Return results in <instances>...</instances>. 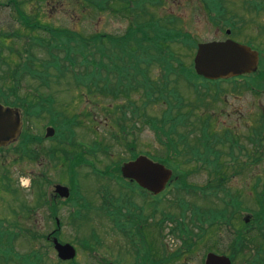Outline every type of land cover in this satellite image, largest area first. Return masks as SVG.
Instances as JSON below:
<instances>
[{
	"label": "rangeland",
	"instance_id": "374dc122",
	"mask_svg": "<svg viewBox=\"0 0 264 264\" xmlns=\"http://www.w3.org/2000/svg\"><path fill=\"white\" fill-rule=\"evenodd\" d=\"M8 1L0 0V38L5 39L7 41L6 46L11 47V50H16V53L5 51L2 55L6 62L9 56L15 55L14 58L19 62L22 59L21 55H24L26 51L27 37L37 34L28 32L19 23L17 12L10 4L7 5ZM81 1L17 0L21 4L18 7L22 11L31 17L36 15L35 21H40L43 25L77 31L88 38L98 34L114 37L125 35L131 18H128L127 11L122 10L123 5L112 3L110 10H97L87 3L81 4ZM203 1L162 0L161 4L163 5L154 9L157 19L160 17L165 20L168 17L178 18L182 21L181 29L189 33L196 41L192 50L178 48L179 53L183 55L182 61L185 62V66L192 68L198 43L224 42L226 39H231L241 44H246L250 40L255 44L264 46V38L261 32L262 29L264 31V14L256 15L246 12L248 8H246L245 2L249 0H220L226 8L228 7L240 18H236V20L239 19L236 21L239 23V30L237 28L234 34L231 33L230 28H220L211 23L215 18L207 12ZM223 20L221 18L215 19V21ZM226 31H230L229 37L226 36ZM20 53L21 55H19ZM1 73L2 70H0V75ZM151 77H156L154 80L158 81L159 70H153ZM179 80L181 81L176 84L177 82L172 79L167 86L169 91L180 94L183 98L182 105L179 101L177 103L179 106H183L181 109L183 116L187 115L183 123L178 124L176 135L179 134L184 137V145L195 147L197 139L201 137L200 126L207 125L205 122L202 123L201 119L205 120L206 117L210 116V132L208 131V134L211 137L216 135L218 141H221L222 147H218V151L221 153L220 161L226 164L225 167L231 166L233 150L234 157L239 159V162L237 160L235 163L247 166L241 174L236 176L231 175V171L227 170L228 179L224 185L226 189H229L232 196H238L242 206L248 210H240L230 222L226 220L222 223H216L212 227L204 225V232L198 231L197 222L191 215L192 208L198 207L200 211L205 212L207 206L213 208L209 205L218 206L220 198L227 202L229 199L226 196L227 193L218 191L219 189H212L210 190L211 194L207 193V195L202 193L196 195L193 193L194 191H185L189 185L193 186L196 191H200L207 187L209 181L205 169L207 166L202 164L198 157L194 158L191 154L187 155L188 149H185L182 155H187L191 160L187 162L189 158L181 157L182 174H186V177L183 179L180 176H175L174 182H178L179 185L172 183L160 197L150 195L143 197L142 191L138 189L132 192L126 185L118 187L115 178H120V176L113 173V169L119 161L129 160L133 154H148V158L155 162L157 159L166 156L164 144L167 141L159 130L150 123L151 118L158 119L161 117L167 108L166 100L159 99L157 100L159 102H153L143 110L142 108L139 109L137 114L133 116L132 111L128 113V110L133 104H140V92L121 95V98L117 100L109 95H97L95 98L97 103L95 104L93 101L83 98L82 95L85 94V91L75 88L70 76H66L59 85H54L51 90H45V94L53 96L56 102L68 104L69 107L66 112V106L60 110H64V113L70 117H78L73 118L78 123L73 127L71 139L63 140L57 138V135L51 140L46 138V129L51 127L49 125L51 122L47 115H42L41 117L29 118L26 122L23 119V133L37 138L34 143H30L26 153H20V150L15 148L19 141L21 144L25 140L23 135L9 150L0 152V179L5 174L9 179L7 182L6 180L3 181L5 182L3 183L4 188L0 181V219L6 220L4 225H7V229L18 234L14 244L16 252L22 254L27 252L29 248L25 240L22 239L25 237V232L20 235L19 230H33L39 235H46L56 229L55 222L50 219L48 210L53 201V189L55 186L62 185L68 187L70 178H75L82 197L87 199L92 207L99 206L105 192L108 195L116 196L123 189L122 193L131 195L129 202L132 207H135L133 210L145 217L142 228L145 239L140 237V242H143L144 245L139 242L136 245L137 248L139 246L144 250V257L151 256L157 260L161 259V261L164 259L166 264H203L204 257L208 252H213L214 255L218 256L227 255L226 257H228L232 249L239 250V253H236L232 259L233 264H251L247 255L253 257V260L264 257V255L256 252L259 243L264 246L262 243L264 242V233H252L261 226L255 222L254 217L260 211L255 196L259 195L262 189L261 181L264 180V158L261 159V153L264 154V133L261 132V128L264 126L262 125L264 120V89L257 88L250 91L249 88L245 89L242 81H238L234 85L231 83L219 85L216 89L219 94L215 89H212L213 86L207 85L208 88H211L209 91L200 88L194 91L186 81ZM194 82L205 84L204 80L197 78L194 79ZM28 85L32 86L31 83H21L22 94L24 93L23 87H29ZM254 85H257V82ZM4 86L11 89L15 87L14 83L10 82V78ZM55 89H59V91L54 92ZM164 90L165 88H162L160 91ZM200 90L201 93L207 94L205 100L203 98H201L202 101L197 100L199 98L196 94H199ZM214 98L216 99L213 100ZM169 101L176 102L173 94ZM120 106L124 107L126 124L122 123L123 116L118 113L117 108ZM116 109L117 113L113 114ZM121 126H125V128L122 129ZM161 127L164 132H169L167 125ZM112 131H114V135L118 134L113 141L109 138ZM226 132L230 137L223 136ZM94 143L103 144L110 148L107 155L98 154L93 161L96 170L107 171L106 173H109L112 178H104L105 180H103L98 178L97 174L93 175L95 172L94 164L90 167L87 165V167L74 168L73 172L70 170V165L75 156L83 155L86 153L85 150H91ZM210 143L216 146L219 144L213 140ZM231 145H236V148L230 149ZM239 147L244 148L249 153L252 152L253 148H257L260 161H247L243 157L235 156ZM108 167H111V170L108 171ZM234 167V169L239 168ZM256 179H259L260 182H255ZM37 183H41L42 191L45 192L44 206L42 200L40 202L35 193L34 187ZM6 185H9L8 189L5 188ZM212 193H216L217 197L215 198ZM236 205L238 204L236 203ZM24 207L29 210V212L26 211L29 215L24 213ZM59 208L58 240L79 249L77 264H110L114 262V259H117L120 264H137L133 262V251L121 237L113 234L110 223L101 218V213L91 212L81 223H78L80 225L73 226L69 216L71 206H59ZM182 211H185L184 215H182ZM165 216L174 217L178 220L177 222L170 221ZM180 221H183L185 226L193 230L192 236L180 237L171 233L173 229L178 230ZM92 230L99 237V243L101 242L97 252L95 249L92 252L79 246L85 239H90ZM238 232L247 233L243 244L236 243ZM94 242L97 243V241ZM42 244L47 247L49 259L55 262L57 257L54 250L46 242L42 241ZM176 251L180 253L181 257L166 262L165 257ZM9 256L10 262L7 264H13L16 254L10 252ZM0 264L5 263L0 261Z\"/></svg>",
	"mask_w": 264,
	"mask_h": 264
},
{
	"label": "trees",
	"instance_id": "16d2710c",
	"mask_svg": "<svg viewBox=\"0 0 264 264\" xmlns=\"http://www.w3.org/2000/svg\"><path fill=\"white\" fill-rule=\"evenodd\" d=\"M203 2L210 15H213L215 19H224L223 21H215L214 19V21H211L212 24L220 28H230L232 34H234L237 28L239 30V23L236 21L240 18L234 12H231L228 7L226 8L220 0H204ZM83 3H87L97 10H110L112 3L123 5L122 10L127 11L128 18H131L129 19V28L125 35L114 37L98 34L88 38L77 31L43 25L40 21H35L36 15L31 17L22 11L18 7L21 4L17 0L8 1L7 5L10 4L15 12H17L20 20L19 23L28 32H34L37 35H29L27 37V41L25 42L26 51L24 55L19 54L22 57L19 62L14 58L15 55L9 56L6 62L2 53L11 51L15 54L16 50H11V47L6 46L7 41L0 38V70H2L0 75V103L4 106L19 108L23 113L25 121H28L29 118L48 115L58 135H62L63 139L66 140L67 133L73 132L75 122L64 113V110L61 111L60 109L66 106V112L69 105L56 102L53 96L45 94V90H51L54 85H59L60 81L66 76H70L75 88L85 91V94L82 95L83 98L85 97L95 104L97 103L95 102L97 95H109L114 100H117L121 98V95H127L136 91L140 92V104H133L128 110V113L132 111L133 116L137 114L136 110L141 108L143 110L146 105L152 104L159 99L166 100L165 104L168 106V110L164 112V117L162 119H150L152 126L160 131L163 130L161 126H165V124L170 125L171 123L168 128L169 133L167 132L163 135L167 142L164 144L166 156L160 159L161 163L173 171L174 177L180 176L184 179L186 174H182L183 164L181 163V157L189 158L187 155L190 154L194 158L198 157L199 161L207 166L205 169L209 175L211 174L210 180L207 183V187L200 191H196L190 185L185 191H194L193 193H196V195L201 193L207 195V193L211 194L210 190L219 189L218 191L227 193L226 196L229 200L227 202L225 199L220 198L218 206L214 204L209 205L213 208L207 206L205 212L200 211L198 207L192 208L191 215H193L197 222V229L199 232H204V225L212 227L214 224L222 223L226 220L230 222L237 212H239L241 204L236 205L238 197L232 196L229 189L225 188L224 184L228 179L227 170L231 171L230 174L239 175L247 166L241 165L237 168L236 172L234 169L235 165L225 167L226 164L220 161L221 153L218 151V147H222L221 141H218V138L215 137L216 135H212L213 137H211L207 133L208 127L206 125L200 128L201 137L197 139L195 147L184 145V137L179 134L176 135V125L182 124L187 115L183 116L181 113L183 106L181 107L177 103L179 101L180 105H182L183 98H181L180 94L168 90L167 86H169V82L174 79L177 82L176 84H178L181 81L179 79H183L190 83V87L194 91H197L198 88L207 91L204 84L199 85L193 82V79L197 77L190 66L184 65L185 62L182 61L183 55L178 51V48L192 50L195 47L196 41L189 33L181 29L182 21L178 18L167 17L165 20L160 17L156 18L157 15H155L154 9L163 5L161 4L162 0H82L81 4ZM245 4L246 8H248L246 12L256 15L264 14V0H249ZM224 15H226L225 18ZM236 18L239 19L236 20ZM261 32L264 38L263 29ZM247 42L248 45H254L260 53L259 71L254 76L244 77L239 80L243 81L245 89H264V46L255 44L250 40ZM155 69L159 70L160 77L158 81L154 80L156 77H151V72ZM9 78L10 82L15 85L12 89L4 86ZM239 80H231L228 83L234 85ZM22 82L32 84V86L23 87V94L21 92ZM256 82L257 85H254ZM33 83L36 84L33 85ZM162 88H165V90L160 91ZM55 91H59V89H55ZM164 93H167V95H164ZM172 94L176 98L175 105L169 101ZM196 95L199 98L197 100L202 101L201 98L205 100L206 93H201V90ZM123 108V106H120L117 109L124 119L126 113ZM117 109L113 114L117 113ZM174 109H176L177 118L172 114ZM262 125H264V120L262 121ZM261 129V132L264 133V126ZM24 138L25 140L16 147L20 150V153H26L30 146L31 136L25 133ZM211 140L219 143L218 146L210 143ZM181 145L183 146L181 147ZM185 149H188L189 153L182 155ZM244 153V157L248 159L247 161H260L257 148H253L251 153L244 150ZM231 156H233V152ZM262 158H264V154L261 153ZM189 160L191 158L187 159V162ZM85 161L87 160L82 156H75L70 166L71 171L75 167L81 166ZM4 180L3 178L0 179L3 188ZM7 181H9L8 178ZM261 182L262 189L259 195L255 196L256 202L260 206V211L254 217L255 222L261 226L257 231L254 230L252 232L255 234L264 233V180ZM175 185H179V183L176 182ZM8 186L6 185L5 188L8 189ZM71 187L72 205L74 210L76 209V213L78 212V214L72 216V220L81 221L84 217L79 211L83 207L81 202L83 200H78V195L74 188L75 185ZM34 189L44 206L46 197L41 185L37 183ZM212 195L215 198L217 197L216 193H212ZM23 209L24 213L29 215V213H26L29 210L25 207ZM184 212L182 211V215H184ZM166 219L175 222L178 220L169 217H166ZM5 223L6 220L0 219L1 262L5 264L9 263V254L10 252H14L16 253V257L13 264H59L57 261L52 262L49 259L47 247H44L42 244L43 241L50 248L52 247L51 243L47 240V234L39 235V233H35L33 230H19L20 235L25 232V237L22 239L25 240V243L29 247L27 252L19 254L14 250V243L18 234L7 229V225H4ZM171 233L173 235L177 234L180 237H190L193 235V230L185 226L183 221H180L178 230L173 229ZM246 234L238 232L236 243L243 244ZM256 252L264 255V246L261 243H259ZM236 253H239V250L232 249L229 252L228 255L231 260L234 259ZM179 257L181 255L176 251L170 256L165 257V261L168 262ZM247 258L251 264H264V257L253 260V257L247 255ZM148 264L166 263H164V259L162 261H155L150 258Z\"/></svg>",
	"mask_w": 264,
	"mask_h": 264
},
{
	"label": "water",
	"instance_id": "95a60500",
	"mask_svg": "<svg viewBox=\"0 0 264 264\" xmlns=\"http://www.w3.org/2000/svg\"><path fill=\"white\" fill-rule=\"evenodd\" d=\"M229 34V32H227ZM259 64L258 53L251 48L237 44L230 39L224 42L199 43L193 58V68L197 76L205 80H228L257 71ZM21 131V115L19 110L0 105V148L16 141ZM53 129L48 128L46 137H52ZM123 178L134 181L140 188L153 195L161 193L171 178V171L163 165L153 163L146 157L123 164ZM56 194L68 198V189L56 186ZM58 225V222H57ZM54 249L61 261H70L75 257V250L69 244L61 245L56 239L52 240ZM204 264H231L225 256L208 254Z\"/></svg>",
	"mask_w": 264,
	"mask_h": 264
},
{
	"label": "flooded vegetation",
	"instance_id": "af4514ba",
	"mask_svg": "<svg viewBox=\"0 0 264 264\" xmlns=\"http://www.w3.org/2000/svg\"><path fill=\"white\" fill-rule=\"evenodd\" d=\"M99 175L101 176L102 173L99 172ZM120 181L121 184H117L118 187L121 185H128L130 186V190H133V183L128 182L123 178L120 179ZM122 190L123 189L120 190L121 193L117 191L118 193L116 196L110 194L108 195V193L105 192L98 207L90 206L89 201H87L89 206L88 209L93 210V212H102L103 209H110L113 214V224H111L113 234L121 237L125 241L126 245H128L133 251V247L129 243V239L132 238L133 235H135L136 244L140 241V237L144 239L142 228L145 217L140 213L137 214L136 210H133L135 209V207H132L131 203L129 202L131 195H125L124 193H122ZM52 196L53 201L51 204H56L55 208L57 210V214H59L60 212L59 206H69V204L62 203V200L58 199L54 195ZM71 211L73 212V210H70L69 214H71ZM111 264H120V262L117 259H114V262Z\"/></svg>",
	"mask_w": 264,
	"mask_h": 264
}]
</instances>
